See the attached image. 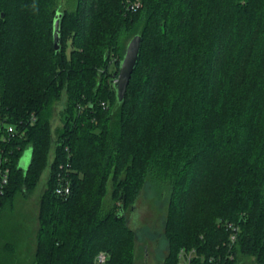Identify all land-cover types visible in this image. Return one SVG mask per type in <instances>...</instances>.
<instances>
[{"label": "trees", "instance_id": "trees-1", "mask_svg": "<svg viewBox=\"0 0 264 264\" xmlns=\"http://www.w3.org/2000/svg\"><path fill=\"white\" fill-rule=\"evenodd\" d=\"M128 1L0 0V211L48 171L34 264H94L100 251L134 264L128 213L150 191L167 208L164 264L181 249L195 250L192 264H264V0H142L137 11ZM136 35L120 103L114 83ZM61 170L66 198L54 194Z\"/></svg>", "mask_w": 264, "mask_h": 264}, {"label": "rangeland", "instance_id": "rangeland-1", "mask_svg": "<svg viewBox=\"0 0 264 264\" xmlns=\"http://www.w3.org/2000/svg\"><path fill=\"white\" fill-rule=\"evenodd\" d=\"M60 4L63 10H69L73 5L72 0H61ZM116 69L115 64H111L110 73H114ZM110 79L113 81L115 78ZM60 126V122L56 120L55 138L58 136L56 129ZM27 152L28 150L24 155ZM47 177L48 171L43 174L31 195H18L13 205L8 203L0 211V264H34L39 230V203ZM154 201L152 193L147 191L137 200L135 210L128 213L129 225L132 229L140 231L134 264H164L168 254L167 242L163 238V219L167 208L164 203L157 205ZM110 204L109 195L105 205L108 207ZM108 254L110 256L109 252ZM237 264L257 263L253 258L240 257Z\"/></svg>", "mask_w": 264, "mask_h": 264}, {"label": "built area", "instance_id": "built-area-1", "mask_svg": "<svg viewBox=\"0 0 264 264\" xmlns=\"http://www.w3.org/2000/svg\"><path fill=\"white\" fill-rule=\"evenodd\" d=\"M142 5V0H129L128 1V9L131 11H137ZM104 108L107 107L105 103L101 104ZM33 121H35V118H33ZM8 133L11 135L15 134V128L13 126H8L7 128ZM5 160L0 157V165L2 166ZM63 169V167H61ZM9 181V169L8 168H3L0 171V209H1V198L4 195L5 192V187L7 186ZM55 196L61 197V198H66L69 197L72 194V187L70 183V179L68 177L67 172L65 170H61V172L58 173L57 175V185L54 190ZM228 228L231 229V235H230V240L229 244L233 245L237 241V235H238V227H236L233 224H228ZM196 256L195 250H192L190 252L186 251L185 249H181L178 258H179V264H192V260ZM110 256L107 252L105 251H100L97 253L95 257V262L94 264H106L109 260ZM234 259L233 254L229 253L227 255L226 260L232 261ZM223 260V259H222ZM210 264H225V260L219 261L216 263L214 258L210 259Z\"/></svg>", "mask_w": 264, "mask_h": 264}, {"label": "water", "instance_id": "water-1", "mask_svg": "<svg viewBox=\"0 0 264 264\" xmlns=\"http://www.w3.org/2000/svg\"><path fill=\"white\" fill-rule=\"evenodd\" d=\"M62 13L58 11L54 19V45L58 51L60 49V24H61ZM142 37L136 35L128 43L125 56L121 62L119 68V75L114 83L117 91V99L122 103L126 97L127 88L129 86L132 74L137 66L140 52H141ZM28 168V167H27Z\"/></svg>", "mask_w": 264, "mask_h": 264}, {"label": "crops", "instance_id": "crops-1", "mask_svg": "<svg viewBox=\"0 0 264 264\" xmlns=\"http://www.w3.org/2000/svg\"><path fill=\"white\" fill-rule=\"evenodd\" d=\"M31 157H32V149H28V152L22 157V160L20 162V167L23 169H27V167L30 164ZM36 250H37V245H36ZM35 255H36V251H35Z\"/></svg>", "mask_w": 264, "mask_h": 264}]
</instances>
